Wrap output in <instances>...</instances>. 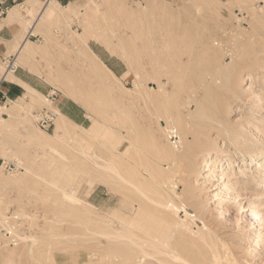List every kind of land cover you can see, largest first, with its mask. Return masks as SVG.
Listing matches in <instances>:
<instances>
[{
	"label": "rangeland",
	"instance_id": "obj_1",
	"mask_svg": "<svg viewBox=\"0 0 264 264\" xmlns=\"http://www.w3.org/2000/svg\"><path fill=\"white\" fill-rule=\"evenodd\" d=\"M94 3L105 11V18L100 19L98 24L96 19L91 18L87 31L80 11L77 14L66 11L65 17L48 22L44 18L37 20L41 10L30 12L26 6L18 8L30 17L27 25H22L25 32L15 43L12 56L2 63V68L5 70L4 66L13 64L18 54L16 64L26 63L27 68L42 75L51 92L39 97L29 95V100L22 99L6 107L2 104L0 118H7V121L3 124L0 119V215L3 216H0V264H38L36 258L40 259L39 254L46 247L45 240H49L45 213L57 217L59 222L56 225L63 233L48 252L57 255L55 260L58 264H106L104 261L96 263L100 255H121L128 249L125 240H109L98 234L101 222L87 220L86 211L75 210L60 202L61 192L55 183L70 184L83 202H92L96 205V213L103 215H111L119 206H130L132 200L137 201L138 195L131 189L132 186L123 185L116 178H110V184L100 183L90 189V178L94 175L74 148L76 141L73 138L78 137L76 140L82 142L85 140V131L78 125L69 126L67 141L57 144L63 157L40 148L34 138L39 142L46 141V135L54 134L56 128V120L50 129L43 130L34 118L35 112L52 106L43 97L54 96L57 108L65 98L74 100L90 118L85 128H90L95 119L101 118L104 126L113 129L106 142L93 140L90 144L91 151L98 155L100 162L118 155L119 158L112 160L125 172V148L131 141L140 150L135 153L131 145L129 151L142 168L149 169L145 168V171L167 169L168 162L160 153L161 143L165 140L159 136V129L167 127L169 115L162 103L165 89L173 99L171 104L180 98L174 93L168 77L176 75L179 79L193 70L202 71L209 54H215L217 63H234L233 47L228 46L233 34H225L223 30L231 24L235 28L246 27L249 21L244 8L242 10L239 5H234L230 9L227 0L214 3L217 12L212 7L207 8L204 0H77L74 4L78 10H90ZM202 3L204 8L199 11L197 7ZM263 5L260 2L256 7ZM156 8H166L167 15L154 14ZM128 9L139 16L129 19ZM217 13H221V18L211 23L214 25L211 28L208 15ZM15 14L21 17L18 11ZM148 21L155 27L166 24L152 31L150 39L154 41L150 47H157L158 40L162 38L169 42L171 39L174 47L169 57L152 56L156 58L154 62L157 65L150 63L151 59L147 56L154 54L153 50H146L142 45L143 26ZM209 30L214 34L213 38L222 41L225 51L220 49L218 42L211 49L208 41L212 38L206 35ZM78 31L83 32L82 35ZM27 38V45L34 53L23 57L22 48ZM247 59L249 63L240 69L242 72L238 76L236 93L228 100L229 110L226 105L220 104L229 92L222 97L215 95L208 99L200 93L198 95V99L205 100L209 106H221L219 115L223 125H226L209 130V149L212 150L211 157L205 161L208 164L202 165V154L197 156L196 168L185 170L183 180L175 177V185L163 187L182 206L175 215L181 226L178 225L173 233L172 243L183 257L201 264H264V186H259L261 178L258 174L264 157L251 162L250 156L243 155L247 148L252 151H256L257 147L264 149V43ZM101 61L115 76L103 70ZM161 62L162 67H159ZM160 75L164 89L158 87ZM67 85L77 90L86 104L69 96ZM195 108L196 103L192 102L179 110L193 111ZM27 118H30L33 128L27 127ZM174 125V122L170 124L172 132L177 129ZM172 132L170 144L181 151L180 137H175ZM237 137L240 140L238 144ZM246 143L249 145L246 146ZM215 149L219 152L215 153ZM219 157L229 158L232 163H225L220 170L217 167ZM11 162H16L18 168L9 170L6 164ZM29 166L33 172L21 175ZM244 169H248L251 176ZM186 189L191 194L181 200L178 195ZM154 190V195L160 197L159 187ZM108 211H111L110 214ZM114 226L120 228L122 224L114 219L109 227L114 231ZM8 227L20 236L28 237L20 239L18 234H7ZM33 232L40 242L37 244L39 250H34L36 252L29 237ZM141 257L143 264H161L153 256ZM176 262L190 264L181 259Z\"/></svg>",
	"mask_w": 264,
	"mask_h": 264
},
{
	"label": "bare ground",
	"instance_id": "obj_2",
	"mask_svg": "<svg viewBox=\"0 0 264 264\" xmlns=\"http://www.w3.org/2000/svg\"><path fill=\"white\" fill-rule=\"evenodd\" d=\"M215 2L217 4L219 2L223 3L224 0H204V4L205 6H207V8L212 7L211 9L217 12V6L214 5ZM260 2L264 3V0H227V4L229 5L230 9H232V6L234 5H239L241 9L244 8L246 10V13L249 17L248 25L246 27L241 26L240 28H235L234 24H231L228 27H225L223 30V33L225 34H233L231 40L229 41L230 45L228 46L233 47L232 54L233 58H235L234 63L230 65L228 63H224V61L222 63H217L214 59L215 54H209L206 66L202 71L193 70L191 73H188L179 79H177L176 75H174L173 78L168 77V80L172 82L173 89L175 90L174 93L176 95H180V98H177L178 101H176L175 104H171V101H173V99L171 100L169 93H167L168 91H166L165 89V97L162 103L167 108V113L169 115H167V127L165 129H159V136L165 140V142L161 143L160 153L162 155V158L167 160L168 162L169 167L167 169H159L158 172L145 171L148 168H142L137 159H135L136 157L129 151L131 145H133L134 150H136L135 153H138V150H140L139 147H137V145L135 143H132L131 141L128 142V146L127 148H125V172L122 171L123 169H120L117 166V162L115 160H112L119 158L118 155H114V158H111V160L102 163L98 160V155L94 154L91 151L90 144L93 142V140H100L101 142H106V140H108L109 137L113 134V129L106 125L104 126V123L101 118L95 119L90 128L78 126L82 131H85L83 135L85 140L82 142L80 140H76L78 139V137L73 138L76 141V143H74V148L77 151L78 155L87 162L89 168L88 170L94 175V177L92 176V179L90 178V189H93L100 183L110 184V178H116V180L122 182L123 185L128 184L132 186L133 188L131 187V189L134 190L138 195L137 201L132 200L130 206L125 204L124 206L117 207L116 211L114 212H107L109 214L111 212V215H103L96 213V211L94 210V207L96 205L92 202H88L86 200L85 202H83L82 198L75 194L76 191L73 187L70 186V184H54L55 187L61 192L60 202H62L63 205L65 204L66 206L74 208L75 210H81L83 212L86 211L85 217L90 222H101V224L99 223L100 225L98 226V234L103 237H106V239L109 240H125L124 242L128 244V249L126 250V253L124 252L121 255L116 253L112 256L100 255V259L96 263L104 261L106 262V264H143L141 263V256H153L161 264H178L176 261L180 259L183 260V262L187 261L190 264H201L193 262L192 260H189L186 257H183L182 253L178 251L179 249H177V247L174 246V244L172 243L174 238L173 233L176 231L178 225H180V222L175 219V215L178 214L179 209L182 206L173 197L172 194L166 193L163 187L171 184L175 185L176 182H174L173 180L175 177H179L180 180H183L184 178L182 176V173L185 170L190 171L192 170V168H196L197 156L202 154L201 157H203L204 159L201 162L202 165L205 164L206 159L211 157L212 149H209V146L211 145L209 130L210 128L221 129V126L223 127L226 125H223V122L221 121V117L219 115L222 112L220 108L221 106H219V104L213 107L209 106L205 102V100H199L198 95L200 93V95L208 99L213 98L215 95H220V97H222L225 95L226 92H229L227 97L224 96V98H222V100L220 101V104L224 106L226 105L227 110H229L230 106L228 100L236 93L235 90L238 84V76H240L242 72L240 70L241 67L249 63L247 58L250 56L251 53H254V51L259 46L261 48L262 44L264 43V5L256 7V5ZM204 4L202 3L198 5L197 9L199 11L203 10ZM37 5L40 4L36 3V6ZM110 7L113 8V5L110 4ZM61 8H64V10L61 11ZM39 10H41V13L39 17H37V20L44 18L48 22H52V20H59L65 17L66 11H71L74 14H77L78 11H80L81 14H83V22L85 23L86 28L85 31H87L89 28L90 24L88 25V22L91 18L96 19V22L98 24L99 20L102 19L105 14V11H101L98 3H94L90 10H84L83 8L81 10H78L75 4H71L68 7H62L58 3H56L55 0L49 1L44 6V8L40 9V7H38L37 9H34L33 12H38ZM153 12L154 14L156 13V15L157 13H159L161 16L164 17L167 15L166 8L164 10L163 8H156L155 10H153ZM127 14L129 19H134L139 16V14L130 9L127 10ZM220 15L221 13H217V15H208L211 25H209V27H214V25H212L211 23H214L215 20L220 19ZM161 25L164 26L166 24L161 23ZM161 25L155 27L148 21V24H144L143 26L144 34L142 45L146 50H153L154 54H147V56L151 59L150 63L155 65H157L156 62H154L156 58H152V56H160L164 59L166 57H169V52L174 49V47L171 45V39H169V42L166 38L158 40L159 44L157 45V47H150L152 46V42L154 41L150 39V35L152 34V31L154 29L162 28ZM31 32L32 29L29 31V33ZM77 33L79 35H82L83 32L78 31ZM206 35L210 39L212 38L208 41L211 49H213L214 46L217 44L216 42H218L220 49L222 51H225L222 41H217L215 38H213L214 34L210 30L206 33ZM28 41L29 39L27 38L25 40L24 48H22L23 57H29V55L34 53L33 49L31 50L28 47ZM238 58H240V60H237ZM100 64L107 74L111 73L115 76L113 71L103 61H101ZM16 65V62H13V64H9L7 68L3 70V65L0 63V75L8 79H14V70L16 68ZM159 67H162V62ZM157 70L159 69L157 68ZM160 80L161 75L158 78V87L160 89H164L165 85H163ZM28 88L29 91H34L30 87ZM66 90L69 96H72L76 100L86 104L82 99V95L80 97L77 90H75L74 88H69L68 85L66 87ZM179 90L184 92V94H182V92ZM43 99L47 102H51L50 97H43ZM192 102L196 103V108L193 111L191 109L185 111L179 110L181 106L189 105ZM86 107L89 106L86 105ZM59 110V115L56 119V128L54 134H47L46 141L39 142L37 138H34V141L38 145H40V148L50 150V152H52V155L62 156V153L59 150L57 144H63L67 141L69 126L77 125H75L74 122L71 123L70 121H68L67 118H65L62 115V112H60ZM2 111L3 106L0 103V114L2 113ZM171 118L172 121H170ZM0 119L3 124L7 121V118ZM27 119L29 122L27 127L33 128V124L30 118ZM172 122L175 123L177 128L173 132L170 131V127H172L170 126V124ZM171 132L175 133V137H180L179 142L182 145L181 151H177L176 149H174V147L171 146L169 137ZM238 138L239 137L236 138V144L240 142ZM248 145L249 143H246V146ZM213 151L215 153H218L219 149H215ZM243 155L250 156L251 162L256 161L259 157V159H261V157H264V149L257 147L256 151H252L250 148H247ZM231 156L232 155H230V157ZM217 161V167H220V170L221 167L225 165V163H232L229 158L225 157H219ZM207 164L208 163L206 162L205 165ZM261 166L262 168L259 169L260 171L258 172L261 178L259 186H264V163L261 164ZM126 168L128 169L127 173ZM244 170H246L248 176H251L250 171L248 169ZM32 172V168L29 166L21 172V175L26 173L31 174ZM213 176H216V174H214ZM150 179L153 180L150 181ZM149 182L151 183L152 187H150V184L148 185ZM156 187H159L161 191L160 197L154 195V189ZM190 192V190L186 189V191L182 192L181 194H176L181 200H183L182 198L188 197V195L191 194ZM120 200L125 201L123 198H121ZM94 214H96V216H94ZM44 215L47 218V220L45 219V223L46 228L48 229L47 237H49V240H45L46 247L45 249H42L43 252L41 251V253L39 254L40 259L36 258L37 260H35L38 261V264H58L55 260V256L57 255L48 252L51 250V247L57 241H59L57 240V237L63 235V233L60 229V226L56 225V223L59 222L57 220V217L54 218L53 216H50V214L47 213H45ZM114 219H118L119 223L122 224V227L119 228L118 226H114L116 227V229L113 231L109 227V224L112 225L114 223ZM6 221L8 222L9 219L6 218ZM8 230L9 231L7 232V234H18L13 231L12 227H8ZM18 237L20 239H26L28 236H20L18 234ZM29 237L32 241L33 251L39 250L37 244L40 242L38 241L37 234L33 232L29 235ZM162 255H164V257Z\"/></svg>",
	"mask_w": 264,
	"mask_h": 264
},
{
	"label": "crops",
	"instance_id": "obj_3",
	"mask_svg": "<svg viewBox=\"0 0 264 264\" xmlns=\"http://www.w3.org/2000/svg\"><path fill=\"white\" fill-rule=\"evenodd\" d=\"M49 1L51 0H0L1 64L4 63L8 57L12 56L15 43L25 32L22 25H24V23L27 25V20L30 17V15L24 14L23 11H20L19 9L26 6L28 11L32 12L38 7L44 8L46 5L44 3H48ZM55 1L62 7H68L69 5L74 4L77 0ZM36 3H39L40 5L36 6ZM17 11L21 14L20 18L15 14ZM24 17L27 19L24 20ZM18 59L19 57L17 54L14 62H17ZM26 65V63L23 65H16L14 79H8L0 75V103L4 104L5 107L10 103L18 102L22 99L29 100V95L39 97V95H47L51 92V88L44 82L43 76L30 70ZM7 66L8 65L4 66V68H7ZM28 87L35 92L29 91ZM58 107L60 109L59 111L62 112V115L67 118L68 121L74 122L78 126L84 127L85 124L90 121V118L84 109L70 98H65Z\"/></svg>",
	"mask_w": 264,
	"mask_h": 264
},
{
	"label": "built area",
	"instance_id": "obj_4",
	"mask_svg": "<svg viewBox=\"0 0 264 264\" xmlns=\"http://www.w3.org/2000/svg\"><path fill=\"white\" fill-rule=\"evenodd\" d=\"M50 98H52L51 99L52 106L46 107L34 113V118L37 124L43 130L50 129L54 125L55 120L57 119L59 115L58 108L56 107L55 101H54L56 98L52 95L50 96ZM6 167L9 170H15L18 168V164L16 162H11L9 164H6Z\"/></svg>",
	"mask_w": 264,
	"mask_h": 264
}]
</instances>
